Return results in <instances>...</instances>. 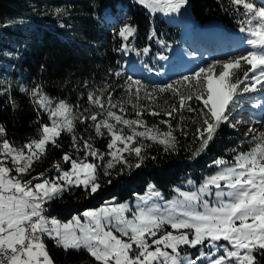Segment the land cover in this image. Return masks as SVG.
Here are the masks:
<instances>
[{"label": "snow or ice", "instance_id": "1", "mask_svg": "<svg viewBox=\"0 0 264 264\" xmlns=\"http://www.w3.org/2000/svg\"><path fill=\"white\" fill-rule=\"evenodd\" d=\"M228 2L246 36L244 49L234 56L212 59L162 85L127 76L119 100L106 82L88 92L82 111L64 100L54 102L39 85L29 90L38 117L47 115L48 122L41 121L38 138L20 148L0 139V264H54L45 238L65 252L86 251L96 264H264V121H257L260 129L247 128L246 141H241L246 150L237 145L230 149L231 159L215 158L210 165L217 169L214 174L198 186L189 180L191 190L175 189L172 200L160 203L161 193L149 185V194L139 197L135 207L105 202L68 222L46 215L48 203L73 189H82L86 197L97 194L101 168L104 177L117 166L121 171L139 168L147 158L145 149L153 145L175 152L177 134L187 137L190 126L196 157L222 124L236 128L241 123L230 120L236 103L245 94L264 91V0ZM136 3L150 14H168L179 12L187 0ZM136 31L129 23L121 25L115 33L121 42L114 51L141 55L131 44ZM148 39L168 47L154 30ZM142 53L148 55L150 47ZM157 58L167 59L163 54ZM109 74L122 78V65ZM145 115L166 118L148 124ZM78 126L94 136L79 134ZM63 134L71 138L70 151L53 163L55 174L32 175L34 162L47 155L49 146L62 147ZM5 135L0 126V137ZM97 138L108 139L107 151L95 147ZM133 156L135 164L129 159ZM188 249L198 254L193 258Z\"/></svg>", "mask_w": 264, "mask_h": 264}, {"label": "trees", "instance_id": "2", "mask_svg": "<svg viewBox=\"0 0 264 264\" xmlns=\"http://www.w3.org/2000/svg\"><path fill=\"white\" fill-rule=\"evenodd\" d=\"M188 2L193 17L190 30L197 32L205 25L216 23L228 34L246 39L239 31L240 17L228 0ZM125 23L137 29L131 44L141 50L139 56L136 52L122 55L114 51L121 42L115 33ZM153 30L167 48L156 39H148ZM187 43V35L177 25L152 16L131 0H0V126L6 130L3 138L21 147L38 138L40 122L47 123L48 118L47 115L38 117V109L28 94L37 85L54 102L64 100L82 111L88 106V92L104 83L112 85L114 94L120 84L109 74V69L116 70L123 65L126 56L139 72L154 78L152 82H145L150 86L179 78L175 76V60ZM144 47H150L146 56L142 53ZM158 54L167 59H158ZM241 111H245L244 108ZM162 118L166 117L144 116L148 124ZM85 127L78 126V133L94 136V132L85 131ZM193 132L194 127L190 126L187 137L177 134L179 146L175 152H165L160 145L145 149L147 158L139 168L124 167L121 171L117 166L110 177H104L101 168L102 187L97 194L86 197L82 189H73L48 203L46 215L67 222L74 215L98 208L112 198L117 202L132 201L149 185L167 199L182 181L192 179L199 183L212 174L216 168L210 165L215 158L231 159L230 149L237 145L247 148L246 142L241 143L246 137L225 123L207 149L193 157L192 152L198 146L193 143ZM107 142V138H97L94 144L101 151H107ZM59 143L61 148L49 146L47 155L34 162L32 175L55 174L52 165L64 152L70 151L71 138L63 134ZM129 159L133 164L137 162L134 156ZM45 243L54 264H96L86 251L65 252L53 240L45 239Z\"/></svg>", "mask_w": 264, "mask_h": 264}, {"label": "rangeland", "instance_id": "3", "mask_svg": "<svg viewBox=\"0 0 264 264\" xmlns=\"http://www.w3.org/2000/svg\"><path fill=\"white\" fill-rule=\"evenodd\" d=\"M131 1L133 3H136V0H131ZM254 2L257 4H261L262 0H254ZM151 15L161 18L169 25H177L180 28V30L187 35L188 40L191 35H195L197 33V32L190 30L193 24V17L190 11L188 0H187L186 5L177 13L165 14L162 12H157ZM206 29H204V32L202 34L201 32L199 33L201 34L200 36L207 37L208 42H209L211 40V37L209 35V32ZM226 38H228V42L226 41V45H225V49H227V52H224L221 54H217L214 51V49H210L205 44V42H203L202 40H199V36L189 41V44L191 45V50L195 51L196 54H198L199 52L205 53L203 56L204 58L201 57V58L194 60L192 57L188 56L184 51L180 49L181 51L178 52V55L176 56V60H175L177 64V73L175 74V76L180 77L182 75H189L191 74V72L196 70L198 67L203 66L206 62H210L212 59H227L229 56H234L238 54L241 49H244L245 45L244 44L238 45L237 42L243 41L244 43L246 39H242L240 36H233L232 34L227 35ZM200 44H204L205 47L199 48L198 46H200ZM186 48L188 49V47ZM129 58L130 57L128 58L126 57L125 59L126 62L123 67L124 76L122 78H117V80H119V84L122 85L124 82V79H126L127 76H132L134 79H141L144 76L145 78H148V79H146V81L142 80L143 82H152L154 79L153 77L146 76V74L141 73V72H140L141 74L137 73L136 71L131 69V67L135 65L133 64V66H129L130 65L128 64ZM120 85L117 86V89L113 94L114 100H119L123 96V89L120 87ZM254 105H258V106H254ZM242 108H244L245 111H241ZM129 111H131L130 108H129ZM230 120L232 123H235L236 121H241V123L238 124L236 128H233V129L236 130L237 132H240L243 135L247 131V128L249 127V125H251L254 128L260 129L261 123H257V121H264V91H259V92L243 95L239 99V101L236 103L235 108L231 113ZM0 139H3V137H0ZM15 147L20 148L21 146H15ZM215 171H217V169H215L212 174H214ZM189 180H192V179H186L182 181L179 184V186L174 188L173 194L167 199L164 198L163 194L160 191L155 189L156 191L161 193V196L163 198V200L159 202L163 203V201L172 200L173 198H175L177 196L175 189L177 188H180L181 190H186V191L191 190L192 186L188 184ZM202 180L200 182H202ZM192 181L197 186L200 184V182L197 183L194 180ZM149 191L150 190L148 186L143 194L137 195L132 201L126 200L122 202H117L115 198H112L108 202L114 201L115 203H125V204H129L132 207H135L136 203L138 202V198L147 196L149 194ZM75 216H78V215H75ZM188 252L191 253L193 258L195 257V255L198 254L197 249H188Z\"/></svg>", "mask_w": 264, "mask_h": 264}, {"label": "crops", "instance_id": "4", "mask_svg": "<svg viewBox=\"0 0 264 264\" xmlns=\"http://www.w3.org/2000/svg\"><path fill=\"white\" fill-rule=\"evenodd\" d=\"M82 213H83V212H82ZM82 213H81V214H82ZM81 214H79L78 216H80ZM74 216H75V215H74ZM70 220H71V219H70ZM68 221H69V220H68Z\"/></svg>", "mask_w": 264, "mask_h": 264}, {"label": "bare ground", "instance_id": "5", "mask_svg": "<svg viewBox=\"0 0 264 264\" xmlns=\"http://www.w3.org/2000/svg\"><path fill=\"white\" fill-rule=\"evenodd\" d=\"M206 63H207V62H206ZM206 63H205V64H206Z\"/></svg>", "mask_w": 264, "mask_h": 264}]
</instances>
